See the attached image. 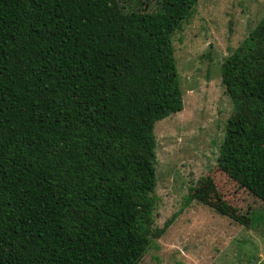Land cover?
<instances>
[{"label": "trees", "instance_id": "16d2710c", "mask_svg": "<svg viewBox=\"0 0 264 264\" xmlns=\"http://www.w3.org/2000/svg\"><path fill=\"white\" fill-rule=\"evenodd\" d=\"M197 2L0 0V264H140L168 226L153 131L182 110L171 38ZM221 81L217 166L264 204V18Z\"/></svg>", "mask_w": 264, "mask_h": 264}, {"label": "rangeland", "instance_id": "374dc122", "mask_svg": "<svg viewBox=\"0 0 264 264\" xmlns=\"http://www.w3.org/2000/svg\"><path fill=\"white\" fill-rule=\"evenodd\" d=\"M158 1L133 8L157 12ZM263 18L264 0H198L173 33L183 107L153 131L152 230L168 226L140 264H264V204L216 162L233 111L221 65Z\"/></svg>", "mask_w": 264, "mask_h": 264}]
</instances>
